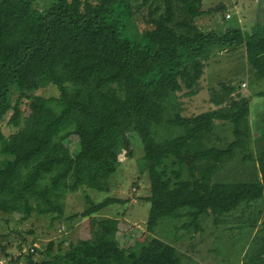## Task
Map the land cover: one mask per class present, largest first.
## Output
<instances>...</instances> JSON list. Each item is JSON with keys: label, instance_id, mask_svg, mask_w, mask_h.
<instances>
[{"label": "trees", "instance_id": "obj_1", "mask_svg": "<svg viewBox=\"0 0 264 264\" xmlns=\"http://www.w3.org/2000/svg\"><path fill=\"white\" fill-rule=\"evenodd\" d=\"M35 1L0 0V213L60 220L68 217V194L83 188L110 192L120 165L118 154L108 150L112 132L121 131L131 114L144 148L138 162L149 175L150 195L142 199L150 202V211L139 246L127 245L131 230L121 228L127 225L125 214L104 216L92 237L71 242L64 252L53 253L49 242L47 259H35L41 251L34 242L25 252V241L14 260L13 244L0 241V264H192L182 262L159 231L166 218L182 236L204 230L207 222L187 204L181 184L187 179L215 223L242 204L254 210L252 203L261 201L264 210V151L257 157V180L216 178L243 154L251 132L249 99L240 92L234 97L235 86L222 82L211 98L215 109L185 116L178 101L180 92H197L216 52L241 45L253 78L263 80L264 26L250 34L234 25L203 31L197 19L226 10L222 3L206 9L204 0H46L43 8ZM49 85L59 96L37 94ZM257 96L264 97V90ZM215 121L233 124L234 139L222 147L226 124L215 132ZM73 136L76 152L66 143ZM224 179L233 180L230 174ZM129 200L109 194L96 201L88 195L81 215ZM60 222L64 234L69 228ZM262 228L251 264H264Z\"/></svg>", "mask_w": 264, "mask_h": 264}, {"label": "rangeland", "instance_id": "obj_2", "mask_svg": "<svg viewBox=\"0 0 264 264\" xmlns=\"http://www.w3.org/2000/svg\"><path fill=\"white\" fill-rule=\"evenodd\" d=\"M220 3L225 4L226 10L221 13L212 12V15H205L197 19L196 23L203 31L208 29L221 31L226 29L227 25H234L242 29L245 34H250L259 26H264V0H204L203 7L208 9ZM35 4L43 8L47 1L36 0ZM228 14H231L230 19H228ZM224 16L226 21L223 20ZM244 47L245 45H241L235 50L216 52L205 67V73L196 87L197 92L191 94L185 90L178 93V101L182 114L185 116L215 109L216 106L211 102V98L213 91L221 92L222 82L226 84L230 82L235 86L236 95H233L234 97H237V93L240 92L250 101L248 121L251 132L249 138H246L244 148L240 151H243L242 156L251 153V158L243 161L242 156L236 157L228 164L227 170L230 169V171L226 170L224 174L216 176L218 181H255L260 174L259 166L257 167L256 164L258 165V155L264 151V97H258L257 92L264 90V79L257 81L255 77L253 78V74L248 73L249 69L246 68L248 60ZM37 94L49 98L59 96L60 92L54 85H49L37 90ZM222 123L226 125L221 126ZM219 126L224 129L221 134L228 138L224 144L219 142V147H222L234 139L233 124L215 121V132L218 131ZM4 130L6 134H9L11 129L5 125ZM211 142L217 144L215 137ZM66 143L73 152L79 150V142L74 136L69 137ZM110 144L108 150L116 152L120 159L119 168L110 179L111 191L99 193L83 188L68 194L66 214L69 220L61 218L53 221L49 215H35L28 220H22L19 215L0 213V241L13 244L14 260L21 253L18 246L23 245L25 241H27L25 252H28V243L30 242H34L35 247L41 251V253L37 252L35 259L48 258L45 252L49 242H54L53 253L64 252L71 242L88 239L92 235V230L94 232L97 229V221L104 216L116 217L125 214L124 220L127 225H121V228L125 232L131 230V237L127 239V245L136 244L139 246L143 243L141 237L145 232V226L142 221L148 217L150 202L144 201L142 198L150 195V180L147 171L141 173L142 169L139 166L138 159L143 156L144 148L133 114L129 116L121 131L112 132ZM234 172H236L235 176ZM225 174H230L233 180L224 179ZM189 181L187 179L181 183L187 191L189 199L187 204L199 212L204 222H207L203 226L204 230H200V233L188 231L189 236H187V232L182 236V233L179 234L178 231L171 230L175 225L171 224L172 220L166 218L159 226L161 237L176 246L182 262L186 261L192 264H244V262H250L251 264L252 257L260 247L263 238L264 210L260 204L261 201L252 203L254 210L247 208L246 204H242L228 213L229 219L215 223L206 203L200 201L193 193L194 189L189 185ZM109 194L112 197L124 199L129 196L130 200L124 204L110 205L93 216L83 217L81 215L84 207L88 204L86 202L88 195L96 201H102ZM251 211L253 212L251 213ZM190 219L192 217L185 218L186 221ZM60 221H64L69 228L64 234L59 231V227L62 225ZM255 232H259L257 237H255ZM121 240L125 244V239ZM22 264H26V260H22Z\"/></svg>", "mask_w": 264, "mask_h": 264}, {"label": "crops", "instance_id": "obj_3", "mask_svg": "<svg viewBox=\"0 0 264 264\" xmlns=\"http://www.w3.org/2000/svg\"><path fill=\"white\" fill-rule=\"evenodd\" d=\"M209 26H210V25H209ZM244 49H245V47H244ZM246 64H247V65H246V68H248V61L246 62ZM248 69H249V68H248ZM248 73L252 75V71H251V70H249V72H248ZM244 214H245V213H244ZM226 219H229V218H228V216H227V218H226ZM225 221H226V220H225Z\"/></svg>", "mask_w": 264, "mask_h": 264}, {"label": "built area", "instance_id": "obj_4", "mask_svg": "<svg viewBox=\"0 0 264 264\" xmlns=\"http://www.w3.org/2000/svg\"><path fill=\"white\" fill-rule=\"evenodd\" d=\"M229 16H230V15L228 14V17H229ZM31 251H34V247L31 248ZM2 262H3V261H2ZM2 262H1V263H2Z\"/></svg>", "mask_w": 264, "mask_h": 264}]
</instances>
